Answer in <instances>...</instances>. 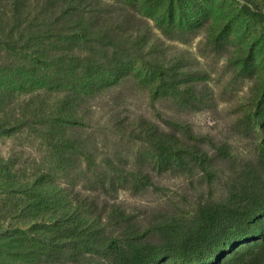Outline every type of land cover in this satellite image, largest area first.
I'll list each match as a JSON object with an SVG mask.
<instances>
[{
	"label": "trees",
	"instance_id": "trees-1",
	"mask_svg": "<svg viewBox=\"0 0 264 264\" xmlns=\"http://www.w3.org/2000/svg\"><path fill=\"white\" fill-rule=\"evenodd\" d=\"M125 3L0 0V137L25 134L0 145V264H154L167 256L203 263L237 241L218 264H264V236L241 242L264 218V159L261 168L240 176L227 170L222 187L235 190L234 198L211 197L196 206L192 221L176 226L153 224L157 218L146 220L138 207H127L114 172L98 166L109 168L115 155L105 140L109 134L153 145L166 160L182 153L201 159L194 143L172 131L187 125L185 117L154 105L153 111L130 106L132 97L120 90L117 80L131 67L118 51L131 43L141 42L145 54L131 72L138 82L149 83L154 94L165 76L164 86L173 84L172 64L150 56L165 39ZM248 14L264 18L258 10ZM107 48L114 50L111 58ZM109 69L115 77L105 83L101 77ZM205 135L213 139L211 131ZM66 162L71 171L89 170L93 184L57 176ZM126 165H113L123 178ZM163 211L152 207L149 216Z\"/></svg>",
	"mask_w": 264,
	"mask_h": 264
},
{
	"label": "rangeland",
	"instance_id": "rangeland-1",
	"mask_svg": "<svg viewBox=\"0 0 264 264\" xmlns=\"http://www.w3.org/2000/svg\"><path fill=\"white\" fill-rule=\"evenodd\" d=\"M122 1L130 12L148 18L154 30L165 39L167 45L157 46L150 56L157 55L161 62L172 64L173 84L172 88L164 86L168 80L163 76L154 94L149 92V83L138 82L131 72L145 54L142 55L141 42L137 47H132L131 43L130 48L118 51L131 67L117 80L120 90L124 97H132L130 106L141 104L153 111L154 105L185 117L188 128H184L185 124L174 125L172 131L179 141L194 143L201 159L182 153L177 160H166L153 145L127 134H109L105 140L115 155L109 159V168L98 166L109 175L114 172L117 186L123 189L119 193L129 198L127 207H136L134 211L138 207L145 213L146 220L157 218L153 224L159 225L156 221H161L164 222L161 224L167 222L176 226L192 221L196 206L211 197L234 198L235 190L225 191L222 187L227 170H234L240 176L251 166L262 167L264 157L259 149L263 151L264 143V18L257 19L248 13L251 9L264 15V0ZM101 41L97 37L96 45H102ZM107 49L111 58L114 50ZM145 72L143 68L142 73ZM114 77L109 69L101 80L107 83ZM100 93L97 89L92 95L97 97ZM209 117L212 118L210 124L207 123ZM153 118L158 120L159 116ZM109 127L111 129L112 124ZM208 131L212 132L213 139L205 135ZM24 136L19 132L2 136L0 145ZM121 163L130 167L126 165L129 170L125 178L116 172L118 167L113 166ZM64 167L57 176L69 181L87 179V185L93 184L89 170L71 171L68 162ZM102 176L107 181V177ZM152 207L163 209L166 214L156 216V211L149 216ZM259 220L261 225L256 234L241 241L242 244L264 236V218L259 217ZM149 237L156 236L152 233ZM239 242L203 263L167 256L154 264H218V259L231 253Z\"/></svg>",
	"mask_w": 264,
	"mask_h": 264
},
{
	"label": "water",
	"instance_id": "water-1",
	"mask_svg": "<svg viewBox=\"0 0 264 264\" xmlns=\"http://www.w3.org/2000/svg\"><path fill=\"white\" fill-rule=\"evenodd\" d=\"M210 122H212V119L210 118V120H209Z\"/></svg>",
	"mask_w": 264,
	"mask_h": 264
}]
</instances>
